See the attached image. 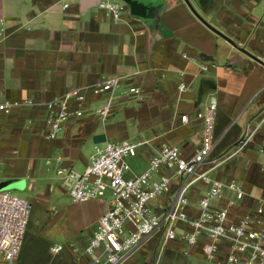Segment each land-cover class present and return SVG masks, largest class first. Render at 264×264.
Instances as JSON below:
<instances>
[{
    "label": "crops",
    "instance_id": "crops-1",
    "mask_svg": "<svg viewBox=\"0 0 264 264\" xmlns=\"http://www.w3.org/2000/svg\"><path fill=\"white\" fill-rule=\"evenodd\" d=\"M133 1L137 10L127 4L122 19L114 21L100 8L101 0H0V103H21L10 114L0 112V191H27L32 207L44 208L58 184L63 206L60 213L54 207L46 212L34 230L30 221L14 264L91 262L84 249L110 198L73 202L59 185L57 157L83 172L107 142L129 140L143 143L129 158V176L142 173L163 145L178 147L190 159L204 135L198 113L212 98L215 144L197 172L230 157L210 174L236 180L245 192L231 219L264 202V0H202L201 5L190 0L236 46L185 0ZM113 77L121 79L122 88H140V94L118 98L103 124L97 113L105 97L94 89ZM74 88L85 89V103L72 106L78 113L57 139H45L50 103ZM207 190L203 182L191 188V214ZM54 228L65 242L52 239ZM54 244L64 250L51 253ZM0 264L8 262L0 256Z\"/></svg>",
    "mask_w": 264,
    "mask_h": 264
},
{
    "label": "built area",
    "instance_id": "built-area-1",
    "mask_svg": "<svg viewBox=\"0 0 264 264\" xmlns=\"http://www.w3.org/2000/svg\"><path fill=\"white\" fill-rule=\"evenodd\" d=\"M100 8L114 21L127 11L125 0H101ZM185 58L196 61L186 54ZM207 69L208 66H202ZM184 88V87H183ZM105 97L98 109V118L106 124L118 98L140 94V88H122L121 79L109 78L94 89ZM83 88L67 91L50 103L45 139H57L65 123L77 110L73 105L85 103ZM18 101L0 103V112L10 114ZM27 104H31L27 102ZM217 102L211 99L207 109L198 113L204 121V135L193 157L185 158L180 149L163 145L150 158L148 167L140 174L129 176L128 158L135 157L143 143L129 140L107 142L98 149L83 172L62 165L56 175L75 203L110 198L109 209L99 218L96 229L84 253L91 256L90 264H131V254L149 237L161 234L162 248L172 242L184 245V252L198 249L202 257L214 264H264V202L254 212L237 219L230 218L231 209L245 192L236 180L223 182L211 176L212 169L230 157L221 158L211 169L198 173V167L210 156L214 140V121ZM188 121V118H185ZM252 135L241 141L239 152ZM50 162V161H49ZM171 171L165 174L163 170ZM154 175L159 178L154 179ZM175 180L177 182H175ZM208 185L198 201L196 215L190 213L188 193L197 183ZM228 192L233 198H228ZM31 202L9 191H0V256L14 264L27 233L31 217ZM63 245L54 244L50 251L58 254Z\"/></svg>",
    "mask_w": 264,
    "mask_h": 264
},
{
    "label": "rangeland",
    "instance_id": "rangeland-1",
    "mask_svg": "<svg viewBox=\"0 0 264 264\" xmlns=\"http://www.w3.org/2000/svg\"><path fill=\"white\" fill-rule=\"evenodd\" d=\"M129 162V158H128ZM148 167V166H147ZM226 176H228L226 171ZM60 185V182H59ZM56 190L51 194V198L47 197L45 201H47L48 205L44 208L39 207L36 204H33L31 207V217L30 221H32L33 230L36 225H38L46 212L50 213V210L53 207L60 213L63 209L62 206V196L58 191V184H56ZM61 187V185H60ZM13 195L23 198L29 201H32V197L30 193L27 191L13 192L10 191ZM46 194V192L44 193ZM43 194V195H44ZM53 214V213H52ZM48 216V215H47ZM30 223V222H29ZM29 227V226H28ZM51 237L53 240H57L60 242H65V238L63 237L60 231H56V228L51 230ZM50 231V232H51ZM161 234H156L150 237L148 241L143 243L142 247L138 250V252L134 253L133 259L130 262L131 264H214L211 262H207L201 255L198 249H192L189 253L184 252V245L180 242H172L162 248L160 243Z\"/></svg>",
    "mask_w": 264,
    "mask_h": 264
},
{
    "label": "water",
    "instance_id": "water-1",
    "mask_svg": "<svg viewBox=\"0 0 264 264\" xmlns=\"http://www.w3.org/2000/svg\"><path fill=\"white\" fill-rule=\"evenodd\" d=\"M188 5L191 7V9L198 15V17H200V19H202L213 31H215L216 33H218L219 35H221L222 37H224L225 39H227L231 44H233L234 46H236L235 43H233V41L231 39H229L227 36H225L221 31L217 30L216 28H214L213 26H211L209 23H207L195 10V8L193 7L192 3L190 2V0H185ZM198 5L202 4V0H194ZM125 2L127 4L130 5V7L132 8V11L135 12V10H137L138 5H136V3H134L133 0H125Z\"/></svg>",
    "mask_w": 264,
    "mask_h": 264
}]
</instances>
